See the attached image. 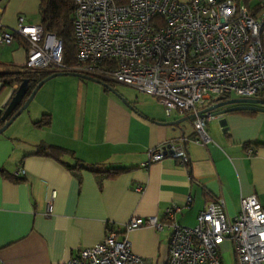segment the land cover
<instances>
[{
    "label": "crops",
    "instance_id": "crops-1",
    "mask_svg": "<svg viewBox=\"0 0 264 264\" xmlns=\"http://www.w3.org/2000/svg\"><path fill=\"white\" fill-rule=\"evenodd\" d=\"M38 11L39 0H0V31L13 29L19 16L25 24H39ZM26 48L19 36L10 45L0 43V71L20 70ZM70 76L81 82L75 93L66 91L55 100L48 94L49 99L33 98L28 111L0 134V264H59L102 241L107 229L125 238L134 254L163 264L169 231L149 226L125 231L130 217L162 220L170 203L189 197V207L175 220L192 227L197 214L216 199L223 200L229 217L239 212L242 197L254 194L264 204V112L214 115L205 124L208 140L202 144L194 141L192 118L176 112L167 117L152 96L138 92L128 100L120 93L131 109L100 83L89 86ZM12 89L2 87L0 103ZM43 114L50 123L34 125ZM179 138L185 139L188 164L169 156L147 164L149 149ZM39 145L71 153L58 161L35 154ZM76 161L125 171L107 177L64 165ZM20 168L23 176L7 177ZM220 253L223 264H234L229 241L220 245Z\"/></svg>",
    "mask_w": 264,
    "mask_h": 264
},
{
    "label": "built area",
    "instance_id": "built-area-1",
    "mask_svg": "<svg viewBox=\"0 0 264 264\" xmlns=\"http://www.w3.org/2000/svg\"><path fill=\"white\" fill-rule=\"evenodd\" d=\"M71 25L73 71L152 96L167 117L172 112L192 114L195 142L208 140L204 127L214 117L209 107L216 98L264 96V0H74ZM15 36L26 41V68L65 69L62 40L45 33L40 24H25L19 16L13 29L0 31V43L10 45ZM147 154V164L166 156L181 165L189 162L184 138L161 143ZM23 174L20 168L13 177ZM190 202L186 197L170 203L162 220L132 216L124 230H168L163 264H223L224 241L231 244L234 264H264V204L256 195L242 197L234 217L224 213L222 199L210 201L197 214L195 225L187 227L175 216ZM59 264L153 262L134 254L125 238L107 229L102 241Z\"/></svg>",
    "mask_w": 264,
    "mask_h": 264
},
{
    "label": "trees",
    "instance_id": "trees-1",
    "mask_svg": "<svg viewBox=\"0 0 264 264\" xmlns=\"http://www.w3.org/2000/svg\"><path fill=\"white\" fill-rule=\"evenodd\" d=\"M117 3H124L126 0H115ZM74 0H39V24L41 25L43 31L45 33L50 32L55 34L58 38L62 40V51L64 57V65L65 69L63 72L67 73H76L73 71V67L75 66V42L73 37L72 25H71V14L73 10ZM17 37V36H15ZM3 66L0 63V67ZM54 72L53 70L48 69H28L25 66L20 67V70L16 71H0V84L3 87H16L22 79H27L29 83V91L34 87V85L46 77L47 75ZM109 90V87L113 88L110 83L105 82L101 78H94ZM107 84V86L104 85ZM116 91V90H115ZM258 99H264V96H258ZM242 112V111H241ZM246 112V111H245ZM247 112H253L251 110ZM50 123V116L48 114H43L42 117L35 121L33 124L36 126H44ZM0 125L2 122L0 121ZM70 154L71 152L65 148L48 145L42 146L39 145L35 154L46 155L53 157L54 159L59 160L60 156L63 154ZM69 170L75 171L78 168L88 169L95 174L105 175V176H113L120 172L125 171V169H107L103 170L97 165H85L80 162H75L74 164H64ZM11 180H16L13 176H7Z\"/></svg>",
    "mask_w": 264,
    "mask_h": 264
},
{
    "label": "water",
    "instance_id": "water-1",
    "mask_svg": "<svg viewBox=\"0 0 264 264\" xmlns=\"http://www.w3.org/2000/svg\"><path fill=\"white\" fill-rule=\"evenodd\" d=\"M62 75H72L79 78L87 79L90 81L97 82L93 77L86 76L79 73H67L63 71H54L47 75L40 81H38L34 87L29 91V83L27 79H22V81L9 91L6 98L0 103V121L2 125L0 126V134H2L7 127L14 121V119L19 116L29 105V103L34 98L40 87L49 79L62 76ZM105 86L107 84L104 83ZM0 84V92L2 89ZM109 90L116 94L121 101L129 108L133 109L130 103L119 95L114 89L109 87ZM214 110V115H221L232 111L238 110H254L259 112H264V99L258 98H230L224 99L223 97H218L215 99V103L209 107ZM200 114V113H197ZM193 115H187L185 118L190 119Z\"/></svg>",
    "mask_w": 264,
    "mask_h": 264
},
{
    "label": "rangeland",
    "instance_id": "rangeland-1",
    "mask_svg": "<svg viewBox=\"0 0 264 264\" xmlns=\"http://www.w3.org/2000/svg\"><path fill=\"white\" fill-rule=\"evenodd\" d=\"M80 80L84 84H87L89 86L96 85V84H92L94 83L93 81L89 82L90 80H87V79L80 78ZM79 85H81V82H79L76 78L71 77L70 75H62V76L51 78L40 87L33 101H37L39 99H44V98L49 99L48 95H50V97L52 96L53 99L55 100L62 93H65L66 91L71 90L72 92L75 93V91L79 88ZM110 85L113 86L112 89L116 90L119 95L120 93H122L124 96H126V98H128V100H133L135 96L139 97V93L131 87L124 86V85H121L115 82H111ZM53 105H54V102H53ZM26 111L28 110H25V112Z\"/></svg>",
    "mask_w": 264,
    "mask_h": 264
},
{
    "label": "flooded vegetation",
    "instance_id": "flooded-vegetation-1",
    "mask_svg": "<svg viewBox=\"0 0 264 264\" xmlns=\"http://www.w3.org/2000/svg\"><path fill=\"white\" fill-rule=\"evenodd\" d=\"M1 126V125H0Z\"/></svg>",
    "mask_w": 264,
    "mask_h": 264
}]
</instances>
